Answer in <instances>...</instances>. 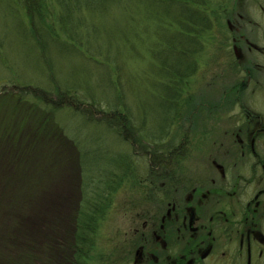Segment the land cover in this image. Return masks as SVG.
Wrapping results in <instances>:
<instances>
[{
    "label": "rangeland",
    "instance_id": "1",
    "mask_svg": "<svg viewBox=\"0 0 264 264\" xmlns=\"http://www.w3.org/2000/svg\"><path fill=\"white\" fill-rule=\"evenodd\" d=\"M119 1L74 9L62 28L54 0H0V264H115L134 227L160 214L153 170L191 179L241 105L264 117V70L241 81L243 65L264 64V0H215L199 51L181 43L186 62L177 8ZM171 68L193 72L175 92ZM93 210L91 243L76 252L77 215Z\"/></svg>",
    "mask_w": 264,
    "mask_h": 264
},
{
    "label": "flooded vegetation",
    "instance_id": "2",
    "mask_svg": "<svg viewBox=\"0 0 264 264\" xmlns=\"http://www.w3.org/2000/svg\"><path fill=\"white\" fill-rule=\"evenodd\" d=\"M237 54L240 63L239 50ZM242 67L245 87L264 70L261 63ZM225 109L220 106L213 113ZM240 113L239 123L213 139L218 152L206 155V167L197 176H172L168 163L159 174L151 172L159 182L150 183L160 195V214L155 224L143 220L134 227L113 263L264 264V117L242 105ZM176 155L171 149L161 162Z\"/></svg>",
    "mask_w": 264,
    "mask_h": 264
},
{
    "label": "trees",
    "instance_id": "3",
    "mask_svg": "<svg viewBox=\"0 0 264 264\" xmlns=\"http://www.w3.org/2000/svg\"><path fill=\"white\" fill-rule=\"evenodd\" d=\"M39 1H44V0H24L26 6L28 7L29 10L32 9L34 4H37ZM59 6L61 7V14L59 16L60 18V24L62 25V28H66V24L70 22L71 17H72V12L74 9H80L81 7L85 9H98V8H103L105 5L107 7L110 6L111 4H122L119 0H54ZM150 3L152 4H157L159 7L164 8L165 12H172L174 8H177L179 10V19L177 22V26L179 29L183 30V34L186 32L189 36H180V44L177 47L179 51L181 52L180 54L183 56V61L186 62L189 60V58L185 57V49H183L182 44L185 45V47L188 45L187 42L191 43L192 45L195 44L194 49L188 48L190 51H199L200 49V42H202V36L203 34L210 32L212 27H213V22L210 17L208 18V14L210 13L209 6L215 4V0H150ZM127 6L126 4H124ZM105 7V8H106ZM158 7V8H159ZM103 8V9H105ZM168 16V15H166ZM214 17V14L212 15ZM33 23V20L31 21ZM167 31V30H165ZM36 32H38L36 30ZM163 32V31H162ZM179 32V30H178ZM181 32V31H180ZM182 34V32L180 33ZM162 37V36H161ZM40 43L42 40H40ZM159 42H162L167 45V49H174V41L168 38V40L163 36ZM182 43V44H181ZM187 52V51H186ZM170 68V67H169ZM186 71H180L179 69H173L171 68L170 70V78L175 77L176 81L175 83H172L173 85L168 88V92L170 91H178V84L182 82L183 79H185L189 74L193 73L192 71L185 75L187 71H190V69L186 68ZM242 84L239 82L238 84H235L232 86L231 90L235 91L237 93V97L240 94V90H242ZM60 95H63V92ZM227 93V91L225 92ZM179 95H174V96H168L169 100L172 101V99H176ZM225 97V96H221ZM47 102L49 101L48 104H51L50 100H46ZM211 104V103H210ZM61 106V105H58ZM70 106V105H68ZM94 212L89 214L84 212V211H79L76 219V233H75V246L76 252L77 250H83L84 248H88L90 243H91V235L90 231L95 227V220L96 216L93 215L96 210H93ZM91 239V240H90ZM78 254V253H74Z\"/></svg>",
    "mask_w": 264,
    "mask_h": 264
},
{
    "label": "water",
    "instance_id": "4",
    "mask_svg": "<svg viewBox=\"0 0 264 264\" xmlns=\"http://www.w3.org/2000/svg\"><path fill=\"white\" fill-rule=\"evenodd\" d=\"M234 52H235V55H237V54H236L237 52H236V49H235V47H234Z\"/></svg>",
    "mask_w": 264,
    "mask_h": 264
}]
</instances>
